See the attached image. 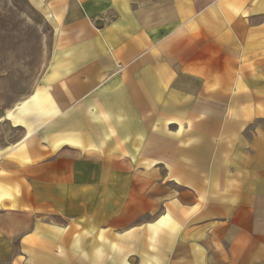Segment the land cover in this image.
<instances>
[{"label":"crops","instance_id":"0c3cea01","mask_svg":"<svg viewBox=\"0 0 264 264\" xmlns=\"http://www.w3.org/2000/svg\"><path fill=\"white\" fill-rule=\"evenodd\" d=\"M37 90L0 102V264H264V0H29Z\"/></svg>","mask_w":264,"mask_h":264},{"label":"rangeland","instance_id":"374dc122","mask_svg":"<svg viewBox=\"0 0 264 264\" xmlns=\"http://www.w3.org/2000/svg\"><path fill=\"white\" fill-rule=\"evenodd\" d=\"M51 21L29 0H0V102L31 96L57 49Z\"/></svg>","mask_w":264,"mask_h":264}]
</instances>
